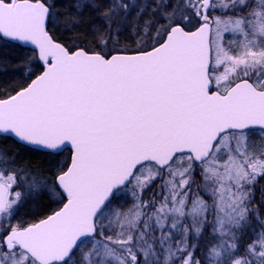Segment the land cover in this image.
Returning a JSON list of instances; mask_svg holds the SVG:
<instances>
[{
    "label": "snow or ice",
    "instance_id": "1",
    "mask_svg": "<svg viewBox=\"0 0 264 264\" xmlns=\"http://www.w3.org/2000/svg\"><path fill=\"white\" fill-rule=\"evenodd\" d=\"M261 180L264 0H0V264H264Z\"/></svg>",
    "mask_w": 264,
    "mask_h": 264
},
{
    "label": "trees",
    "instance_id": "2",
    "mask_svg": "<svg viewBox=\"0 0 264 264\" xmlns=\"http://www.w3.org/2000/svg\"><path fill=\"white\" fill-rule=\"evenodd\" d=\"M32 158V164L33 165H41L42 164V157L40 155L31 156ZM46 167V165H44ZM264 186V180H261L259 185H257V191H256V203L259 205L260 199H261V187ZM43 205L47 206L48 211H50L52 208H55V204H50L47 199L42 201ZM28 212V208L21 209V214ZM25 219H31L30 215H25Z\"/></svg>",
    "mask_w": 264,
    "mask_h": 264
},
{
    "label": "rangeland",
    "instance_id": "3",
    "mask_svg": "<svg viewBox=\"0 0 264 264\" xmlns=\"http://www.w3.org/2000/svg\"><path fill=\"white\" fill-rule=\"evenodd\" d=\"M25 158L31 160V162H32V158H33V157H31V156H26ZM256 191H257V190H256Z\"/></svg>",
    "mask_w": 264,
    "mask_h": 264
}]
</instances>
